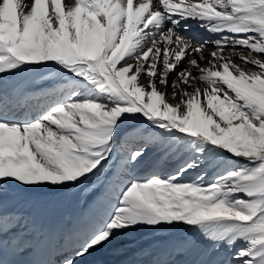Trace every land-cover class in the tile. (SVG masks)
Here are the masks:
<instances>
[{
  "label": "snow or ice",
  "instance_id": "1",
  "mask_svg": "<svg viewBox=\"0 0 264 264\" xmlns=\"http://www.w3.org/2000/svg\"><path fill=\"white\" fill-rule=\"evenodd\" d=\"M10 183L110 195L59 230L6 211ZM175 228L133 264H264V0H0V264Z\"/></svg>",
  "mask_w": 264,
  "mask_h": 264
},
{
  "label": "bare ground",
  "instance_id": "2",
  "mask_svg": "<svg viewBox=\"0 0 264 264\" xmlns=\"http://www.w3.org/2000/svg\"><path fill=\"white\" fill-rule=\"evenodd\" d=\"M190 32L201 33L209 39H215V36L205 32L203 29L193 27ZM25 85L31 88L47 87L46 82L33 83L31 78L17 77L12 81V85ZM150 165L144 166L137 170L138 176H143L150 170ZM121 177L115 178V182H120ZM87 187L81 185L75 190L65 189L62 191H51L45 189H27L20 187L14 183L8 185V195L4 197L6 211H17L25 216L34 218L39 224L47 222L52 226H58L59 230L71 228L77 221L80 220L85 213L89 211V205L92 204L90 198L107 197L109 192H105L104 188H98L93 191L94 194L89 198L82 197L83 192ZM100 195L97 196V192ZM86 194V193H85ZM85 196V195H84ZM87 205L86 207L84 205ZM86 208V209H85ZM190 233L183 228H175L167 232H150V231H135L125 233L118 238L106 243L103 247H98L88 255L84 264H89L91 261L102 256H109L108 264H133L139 258L137 253L141 249L153 247L154 251H159L167 244L179 243L190 237ZM204 246L196 245L189 254L178 257L177 260L182 264H192L203 254ZM151 257L145 258L144 264Z\"/></svg>",
  "mask_w": 264,
  "mask_h": 264
},
{
  "label": "rangeland",
  "instance_id": "3",
  "mask_svg": "<svg viewBox=\"0 0 264 264\" xmlns=\"http://www.w3.org/2000/svg\"><path fill=\"white\" fill-rule=\"evenodd\" d=\"M188 34H189V35H194V36H196L197 38H205V36H203L201 33L198 34V33H194V32H189ZM209 47H211V45H209ZM175 102H176L175 100L171 101V103H175ZM85 186L88 187L87 184H85ZM85 193H86V194H85ZM92 194H94V193H93V192L88 193V192H85V191H84L82 197H83V199H84V198H87V197L89 198V196H91ZM84 195H85V196H84ZM99 195H100V191L97 192V196H99ZM93 199H94L93 197L90 198V201L93 202ZM84 206L86 207L87 205L85 204ZM86 208H87V207H86ZM86 208H85V209H86Z\"/></svg>",
  "mask_w": 264,
  "mask_h": 264
}]
</instances>
